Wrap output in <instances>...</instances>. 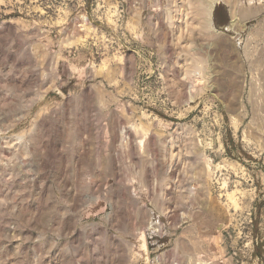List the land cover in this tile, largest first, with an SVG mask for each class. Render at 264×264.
<instances>
[{
  "label": "rangeland",
  "instance_id": "rangeland-1",
  "mask_svg": "<svg viewBox=\"0 0 264 264\" xmlns=\"http://www.w3.org/2000/svg\"><path fill=\"white\" fill-rule=\"evenodd\" d=\"M0 264H264V0H0Z\"/></svg>",
  "mask_w": 264,
  "mask_h": 264
},
{
  "label": "bare ground",
  "instance_id": "bare-ground-1",
  "mask_svg": "<svg viewBox=\"0 0 264 264\" xmlns=\"http://www.w3.org/2000/svg\"><path fill=\"white\" fill-rule=\"evenodd\" d=\"M214 4V3H213ZM213 6V5H212ZM211 7V6H210ZM210 12H211V9H210Z\"/></svg>",
  "mask_w": 264,
  "mask_h": 264
}]
</instances>
